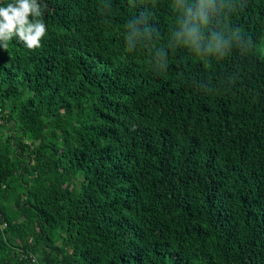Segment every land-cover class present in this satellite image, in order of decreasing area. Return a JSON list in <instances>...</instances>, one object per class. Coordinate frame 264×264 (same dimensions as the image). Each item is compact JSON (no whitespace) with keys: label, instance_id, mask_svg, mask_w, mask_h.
<instances>
[{"label":"trees","instance_id":"trees-1","mask_svg":"<svg viewBox=\"0 0 264 264\" xmlns=\"http://www.w3.org/2000/svg\"><path fill=\"white\" fill-rule=\"evenodd\" d=\"M37 3L40 47H0V264H264V0H211L223 55L176 35L200 0Z\"/></svg>","mask_w":264,"mask_h":264},{"label":"clouds","instance_id":"clouds-1","mask_svg":"<svg viewBox=\"0 0 264 264\" xmlns=\"http://www.w3.org/2000/svg\"><path fill=\"white\" fill-rule=\"evenodd\" d=\"M210 3L211 0H200V7L196 12L193 13L188 9L187 15L191 19L183 24L182 32L176 35L186 37L185 43L190 42L198 50L209 53L215 50L223 55L222 43L225 42L217 40L215 44L201 43V31L208 22L205 9ZM42 14L37 0H12L11 3L0 6V37L8 39V42L0 47L6 50L13 35L29 50L40 47V39L46 34V25L40 19Z\"/></svg>","mask_w":264,"mask_h":264},{"label":"rangeland","instance_id":"rangeland-1","mask_svg":"<svg viewBox=\"0 0 264 264\" xmlns=\"http://www.w3.org/2000/svg\"><path fill=\"white\" fill-rule=\"evenodd\" d=\"M255 49L264 57V39L255 45Z\"/></svg>","mask_w":264,"mask_h":264},{"label":"built area","instance_id":"built-area-1","mask_svg":"<svg viewBox=\"0 0 264 264\" xmlns=\"http://www.w3.org/2000/svg\"><path fill=\"white\" fill-rule=\"evenodd\" d=\"M6 222L3 220L1 214H0V227L5 226Z\"/></svg>","mask_w":264,"mask_h":264},{"label":"bare ground","instance_id":"bare-ground-1","mask_svg":"<svg viewBox=\"0 0 264 264\" xmlns=\"http://www.w3.org/2000/svg\"><path fill=\"white\" fill-rule=\"evenodd\" d=\"M0 214H1V216H2V218H3V220L6 222V220L4 219V217H3V215H2V212L0 211ZM6 225H7V222H6ZM5 225V226H6Z\"/></svg>","mask_w":264,"mask_h":264}]
</instances>
